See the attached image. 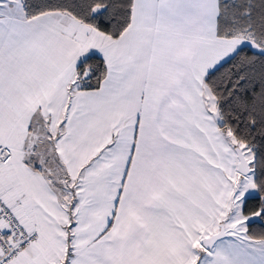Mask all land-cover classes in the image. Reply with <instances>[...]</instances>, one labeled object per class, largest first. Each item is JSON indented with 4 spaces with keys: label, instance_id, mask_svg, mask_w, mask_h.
<instances>
[{
    "label": "snow or ice",
    "instance_id": "6c2138e0",
    "mask_svg": "<svg viewBox=\"0 0 264 264\" xmlns=\"http://www.w3.org/2000/svg\"><path fill=\"white\" fill-rule=\"evenodd\" d=\"M0 264H264V0H0Z\"/></svg>",
    "mask_w": 264,
    "mask_h": 264
},
{
    "label": "trees",
    "instance_id": "16d2710c",
    "mask_svg": "<svg viewBox=\"0 0 264 264\" xmlns=\"http://www.w3.org/2000/svg\"><path fill=\"white\" fill-rule=\"evenodd\" d=\"M252 227H253L255 230H257V231L260 230V225H259V224H254V225H252Z\"/></svg>",
    "mask_w": 264,
    "mask_h": 264
}]
</instances>
